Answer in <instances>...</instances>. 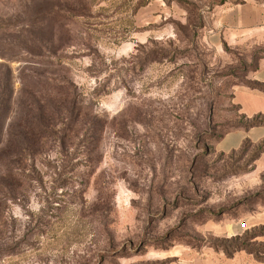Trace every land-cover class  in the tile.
<instances>
[{
    "label": "rangeland",
    "instance_id": "374dc122",
    "mask_svg": "<svg viewBox=\"0 0 264 264\" xmlns=\"http://www.w3.org/2000/svg\"><path fill=\"white\" fill-rule=\"evenodd\" d=\"M222 1L0 0V264L264 254L219 232L264 203L260 143L216 149L264 59Z\"/></svg>",
    "mask_w": 264,
    "mask_h": 264
},
{
    "label": "crops",
    "instance_id": "0c3cea01",
    "mask_svg": "<svg viewBox=\"0 0 264 264\" xmlns=\"http://www.w3.org/2000/svg\"><path fill=\"white\" fill-rule=\"evenodd\" d=\"M215 14L217 31L230 33L234 39H264V0H223L217 5ZM250 80L254 84L264 85V59L252 73ZM232 95V103L237 110L234 120L239 116L248 121L254 118H260L261 121L255 126H238L224 132L216 144L217 151L222 153L236 151L245 142L259 144L264 141V91L252 84L240 83L235 85ZM263 172L264 152L255 162L254 174ZM252 185L251 189L257 186L255 183ZM250 198V202H254L253 207L244 209L240 214L242 216H238L237 223L230 222L220 229L221 234L238 237L245 231L253 233L264 229V203L260 199ZM242 223H245V228L241 227ZM252 242L264 244V234L257 235ZM204 254L207 257H204L203 262L207 260L208 264H264V254L248 253L245 250L238 251L229 258L213 249H208Z\"/></svg>",
    "mask_w": 264,
    "mask_h": 264
},
{
    "label": "trees",
    "instance_id": "16d2710c",
    "mask_svg": "<svg viewBox=\"0 0 264 264\" xmlns=\"http://www.w3.org/2000/svg\"><path fill=\"white\" fill-rule=\"evenodd\" d=\"M252 86L256 87V88H259L261 90L264 91V85H260V84H253ZM260 123V121L258 120V118H254L252 120L249 121L248 125L244 126V127H250V126H255V125H258ZM233 127H238V126H233ZM250 142H245L244 143V149H246V147H248V144ZM258 149L259 150H264V141L260 143V145L258 146ZM261 234H264V229L258 231V232H253L251 233V241L257 236V235H261ZM241 237H235L232 239V241H236L238 242V240H240ZM235 251H241V250H245L246 252L248 253H254V254H257V252L254 250L253 247H246V245H243V244H240L238 243L237 246L234 248ZM228 256H231V254H228Z\"/></svg>",
    "mask_w": 264,
    "mask_h": 264
},
{
    "label": "built area",
    "instance_id": "2783aa9c",
    "mask_svg": "<svg viewBox=\"0 0 264 264\" xmlns=\"http://www.w3.org/2000/svg\"><path fill=\"white\" fill-rule=\"evenodd\" d=\"M245 226H246L245 223H242V224H241V227H242V228H245Z\"/></svg>",
    "mask_w": 264,
    "mask_h": 264
}]
</instances>
